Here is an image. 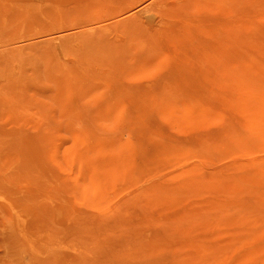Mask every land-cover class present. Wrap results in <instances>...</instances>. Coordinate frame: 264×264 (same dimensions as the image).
<instances>
[{"label":"rangeland","instance_id":"rangeland-1","mask_svg":"<svg viewBox=\"0 0 264 264\" xmlns=\"http://www.w3.org/2000/svg\"><path fill=\"white\" fill-rule=\"evenodd\" d=\"M0 264H264V0H0Z\"/></svg>","mask_w":264,"mask_h":264},{"label":"bare ground","instance_id":"bare-ground-1","mask_svg":"<svg viewBox=\"0 0 264 264\" xmlns=\"http://www.w3.org/2000/svg\"><path fill=\"white\" fill-rule=\"evenodd\" d=\"M163 1V0H162ZM154 11V10H153ZM144 16V15H143ZM133 19H136V18H133ZM138 19V18H137ZM29 238V237H28Z\"/></svg>","mask_w":264,"mask_h":264}]
</instances>
